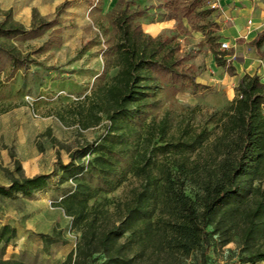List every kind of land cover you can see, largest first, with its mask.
Returning a JSON list of instances; mask_svg holds the SVG:
<instances>
[{
	"label": "trees",
	"instance_id": "1",
	"mask_svg": "<svg viewBox=\"0 0 264 264\" xmlns=\"http://www.w3.org/2000/svg\"><path fill=\"white\" fill-rule=\"evenodd\" d=\"M208 1L169 0L167 19L188 35L185 19L204 36L215 65L225 66L216 25L191 22L209 16ZM66 8L63 0L55 16ZM142 13L115 0L104 16L110 31L101 72L88 94L64 110L69 124L81 130L102 124V132L76 146L65 163L54 164L56 172L69 174L71 188L53 207L78 234L59 264H185L191 258L206 264L208 249L230 243L237 263H264V84L256 75L241 76L231 103L205 114L198 106L178 105L179 91L199 86L186 65L189 53L175 35L143 32L136 21ZM55 26L34 9L27 27L0 11V74L27 70L34 56L59 47ZM48 31L53 39L24 50ZM226 70L232 72L231 66ZM55 116L66 121L61 113ZM13 173L0 186V199L29 198L52 177H24L18 164ZM130 179L135 185L122 198H101ZM14 237V228L0 226L1 245ZM40 238L44 245L60 241L58 232Z\"/></svg>",
	"mask_w": 264,
	"mask_h": 264
},
{
	"label": "rangeland",
	"instance_id": "2",
	"mask_svg": "<svg viewBox=\"0 0 264 264\" xmlns=\"http://www.w3.org/2000/svg\"><path fill=\"white\" fill-rule=\"evenodd\" d=\"M62 1L0 0V11H10L12 18L24 27L30 23L32 9L43 20L53 21L56 26L52 30L57 28L60 38L59 47L34 56L27 70L0 74V186L7 185L10 174L15 177V164L24 177L52 176L45 189L29 198L16 194L0 199V226L9 225L15 230V237L7 245L0 244V260L59 264L73 249L78 237L69 230L70 219L53 207L57 198L71 188L69 174L56 172L54 164L56 159L65 163L68 153L76 146L93 141L102 132V124L85 130L69 124L64 110L88 94L93 79L101 72L100 54L110 31L104 16L115 0H67L68 8L55 16L56 6ZM125 1L130 9L143 12L136 20L143 32L153 37L175 35L182 49L189 53L186 65L199 86L179 91L174 97L178 105L198 106L199 112L205 114L231 103L234 94H226L208 81L211 74H207V70L213 57L202 33L192 30L182 19L189 31L188 35H183L174 28V21L167 19L169 0ZM204 21L206 19L193 18L191 22L197 26ZM53 36L48 31L40 39L24 44V50H34ZM113 74L114 71H110L107 76ZM56 113H61L66 121L60 122ZM134 185L130 179L101 198L118 200ZM53 232L59 233L60 241L44 245L40 235L51 236ZM234 254V243L222 249L210 248L205 253V262L239 264ZM98 262L99 259L95 264ZM185 264H194L193 258Z\"/></svg>",
	"mask_w": 264,
	"mask_h": 264
},
{
	"label": "crops",
	"instance_id": "3",
	"mask_svg": "<svg viewBox=\"0 0 264 264\" xmlns=\"http://www.w3.org/2000/svg\"><path fill=\"white\" fill-rule=\"evenodd\" d=\"M207 4L208 9L210 4L216 7L206 21L216 25L219 42L228 43L223 59L232 68L229 73L226 65L217 66L212 59L207 70L211 86L234 94L245 74L258 76L264 84V0H209Z\"/></svg>",
	"mask_w": 264,
	"mask_h": 264
},
{
	"label": "built area",
	"instance_id": "4",
	"mask_svg": "<svg viewBox=\"0 0 264 264\" xmlns=\"http://www.w3.org/2000/svg\"><path fill=\"white\" fill-rule=\"evenodd\" d=\"M216 8L213 4H210L209 5V9H214ZM218 50L220 52H226L229 50V46H228V43L227 42H220L219 45H218Z\"/></svg>",
	"mask_w": 264,
	"mask_h": 264
}]
</instances>
